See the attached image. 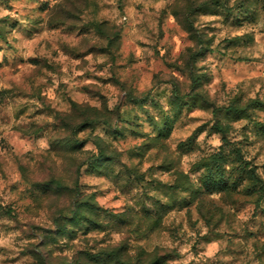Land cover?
Returning a JSON list of instances; mask_svg holds the SVG:
<instances>
[{"label": "rangeland", "instance_id": "obj_1", "mask_svg": "<svg viewBox=\"0 0 264 264\" xmlns=\"http://www.w3.org/2000/svg\"><path fill=\"white\" fill-rule=\"evenodd\" d=\"M0 264H264V0H0Z\"/></svg>", "mask_w": 264, "mask_h": 264}]
</instances>
